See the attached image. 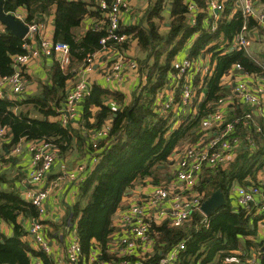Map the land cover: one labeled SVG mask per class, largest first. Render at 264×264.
Returning <instances> with one entry per match:
<instances>
[{
  "label": "trees",
  "instance_id": "trees-1",
  "mask_svg": "<svg viewBox=\"0 0 264 264\" xmlns=\"http://www.w3.org/2000/svg\"><path fill=\"white\" fill-rule=\"evenodd\" d=\"M106 1L109 4L113 2ZM190 1L192 0H153L143 20L119 28L118 32L129 35V38L123 42L109 40L107 45L125 52L132 40L137 38L138 45L146 53V57L139 59L138 64L140 72L147 75V82L128 104L120 90L114 91L97 83L92 84L90 95L81 103V111L79 106L81 128L75 130L71 128L70 122L66 125L61 118H53L62 115L65 109L61 108L66 105L67 93L72 89L66 92L65 87L72 77L73 67L84 64L89 55L103 47L101 39L107 36L109 27L105 10L101 9L98 0H2V8L6 13L25 9L27 22H43L52 15L54 40L66 42L70 46V66L63 69L56 62L50 73V83L43 84L38 95L26 99L0 97V128H7V136L11 135V138L8 137L10 140L7 143V155L23 139H46L59 146L60 155L76 146L81 152L85 150L98 158L96 166L92 171H87L85 180L78 186V202L69 207L73 219H78L77 237L81 246L79 264L88 261L93 252L98 254L99 259L119 260L115 248L117 229L113 219L122 206L125 194L135 183L144 182L147 178L161 184V173L166 168L169 170L165 178L170 175L175 180L173 153L178 148L182 149V143L189 138L192 139L191 143L202 139L204 133L199 137L193 129L201 126L202 120L213 111L215 103L225 96L226 89L221 84L223 76L234 69L236 64H240L245 73L264 75V65L246 51L221 53L220 42L231 41L244 23L238 11L229 18L236 6V0L225 3V11L217 20L215 31L211 30V24H203V20L207 18L204 13H199L196 24L191 25L188 6ZM194 1L199 7L205 6L201 0ZM258 1V4L264 5V0ZM90 6L93 7L92 10ZM164 11L169 15V28L163 33L160 31V22H166ZM87 13L96 18V21L86 33L78 35L76 29ZM100 21L101 28H95V24ZM208 21L212 23L214 17L208 18ZM248 26L255 30L258 22L251 18ZM196 32L199 37L190 55H198L203 49L212 51L214 67L212 73L203 79L207 95L200 104L199 112L185 119L188 124L173 129L174 114L163 116L158 112L156 95L169 83L171 64L177 53ZM258 32L264 35L263 30L258 29ZM22 43L23 39L7 27L0 32V76H9L14 72L12 58L24 52ZM199 81L201 78L198 76L195 83ZM179 95L180 93L177 94L176 103L180 105L183 101ZM109 100H114L119 109L113 110L112 104L106 103ZM16 108L21 110L16 111ZM94 108H97L95 113ZM236 119L239 118H231L228 122H235ZM245 120L244 117L235 122L234 134L245 141L242 149L233 156L229 166L204 168V177L196 188L204 200L217 189H222L227 204L210 216L197 209L183 226H173L169 221L153 223V252L144 259L137 250L133 256H129L128 264H160V260L182 241L186 243V248L171 264H197L199 259L205 264L212 262L215 255L222 250L223 256H231V250L238 249L241 245L239 236L255 233V224L252 222L253 219L258 221L259 216L252 217L247 214V208L240 204L238 214L228 211V193L234 181L246 184L248 175L255 174L264 159V131H256L252 121ZM228 122H224L223 127ZM259 123L262 124V121L259 120ZM107 125L110 126L109 133L99 138L98 132ZM262 126L264 127L263 124ZM92 134L96 139L91 137ZM249 135L256 141L255 147L247 142ZM1 179L0 176V182ZM248 215L253 219L250 220ZM0 217L14 231L12 236H6L0 231V264H32L36 257L43 264H59L53 254L36 249L23 240L27 231L19 218L33 217L43 220L36 206L26 200L17 188L11 186L5 189L0 186ZM245 257L251 255H243L240 264L245 263ZM258 259L264 264V253ZM66 262L71 264L67 257Z\"/></svg>",
  "mask_w": 264,
  "mask_h": 264
},
{
  "label": "built area",
  "instance_id": "built-area-1",
  "mask_svg": "<svg viewBox=\"0 0 264 264\" xmlns=\"http://www.w3.org/2000/svg\"><path fill=\"white\" fill-rule=\"evenodd\" d=\"M201 1L204 2V7H199L194 0L188 3L191 25L196 24L199 13L208 11L214 17L211 30L215 31L218 26L217 20L225 11L227 0ZM98 2L101 9L105 10V16L109 20L107 36L101 39L102 49L86 58L85 63L77 72L78 80L67 93L66 106L60 117L66 125L80 115L79 105L91 93L92 83L89 74L95 69L96 61L105 53L115 52L114 47L108 46L107 42L109 40L123 42L129 38V35L120 34L118 31L122 26L123 13L130 7V0H113L112 4H109L106 0H98ZM237 11L241 13L244 19L243 26L231 41L221 45V53L233 50H244L250 53L249 47L255 41L256 34L259 35L258 29L264 31V11L257 7L256 0H236V8L230 15L233 16ZM8 13L23 21L28 27V32L22 38L24 52L16 54L12 58L14 72L9 76H0V97L17 99V97L23 96L27 90L26 74L32 63L42 57H54L61 68L67 69L72 58L68 43L56 41L47 36L45 22H27L26 10L22 8ZM251 18L256 19L258 22V28L255 30L250 29L248 26V21ZM101 22H97L94 27L101 28ZM171 67L169 83L161 88L156 95L157 110L163 116L169 114V111L175 105L187 106V104L192 103L198 89H201L199 83H195L197 77L199 76L203 83V79L212 72L211 66L204 61L201 53L198 55L189 54L182 60H173ZM100 68V74L107 84L106 87L114 91H119L127 75L133 72L147 79V75L140 72L138 62L125 56H120L119 59L114 61H107ZM235 73H239L237 78L234 76ZM228 74L233 75L237 80L235 91L244 101L253 105L254 108L262 107L264 103V84L260 82H264V75L258 74L261 78L260 81L255 79V84L250 85L246 78H256L257 74L245 73L240 64H236ZM141 89L142 86L137 90L141 91ZM178 93H180L179 96L183 101L180 105L176 103ZM229 97L230 99L220 98L215 103L213 111L202 120L201 128L205 131L202 139L195 143H189L175 154L173 159L175 161L174 176H176V181L155 185L149 192L145 202L132 204L129 209L120 215L117 222L123 233L115 242L116 254L119 260L99 259L98 254L93 252L88 258L89 264H128L129 256H133L137 250L140 252L139 256L145 259L154 250V242L151 236L153 223L161 224L164 221H169L173 226H183L190 220L193 211L201 210L204 199L196 188L204 177V168L225 165L245 143L244 139L234 134L235 122H239L240 118L236 119L235 122L226 123V126L223 127L225 122L223 106L233 100V96ZM244 117L245 122L251 120L254 128L257 131L261 130L252 113H246ZM109 131L110 126L107 125L98 132V137L106 136ZM5 136L6 129L0 128V137ZM246 140L252 147H255V140L252 135H249ZM94 146L97 145L94 144ZM23 153H29L32 157L28 180L29 186L23 191V195L26 200L36 206L39 215L43 218L47 213L46 200L49 198L50 193L65 179L79 186L86 178V175H84L86 166L82 164L74 171L65 170L57 181H52L50 186L45 187L43 185L47 175L60 156L59 146L46 139H23L12 148L8 156H18ZM93 160L94 164L98 162L97 157H93ZM2 168L3 163L0 161V172ZM238 193L239 204L247 208L254 201L255 196L261 193V189L259 185H252L248 188L240 187ZM258 213H264V204L260 207ZM1 222H4V220L0 217ZM44 223V221L34 219L30 224L29 233L34 239L36 249L54 255L53 240L48 236L47 226ZM185 248L186 243L184 241L175 245L160 260V264L173 263ZM80 253L81 246L76 234L68 247V261L71 264H79L81 261ZM263 253L264 251L254 253L247 264H261L258 258ZM58 262L62 264V260H58ZM32 264L43 263L40 258L36 257L33 259Z\"/></svg>",
  "mask_w": 264,
  "mask_h": 264
},
{
  "label": "crops",
  "instance_id": "crops-1",
  "mask_svg": "<svg viewBox=\"0 0 264 264\" xmlns=\"http://www.w3.org/2000/svg\"><path fill=\"white\" fill-rule=\"evenodd\" d=\"M153 0H130V7L127 11L123 13V18L121 20V24L123 26H128L133 23H139L140 20H143L148 12V9L151 5ZM230 0H227V4ZM258 0H256L257 7L259 9H264L263 4H258ZM92 6H90V9L92 10ZM236 6L234 7V9ZM233 9V11H234ZM204 14L207 15V18L203 20V24L205 26L210 25L211 23L208 21V18L212 17V14L208 11H204ZM163 15L165 17V23L163 22V25L160 26L161 32L168 31V12L164 11ZM214 16V14H213ZM232 16L229 15V18ZM96 21V18H93L90 16V14H86L83 18L80 26L76 29V32L78 35H83L86 33L93 25V23ZM46 24L45 33L50 38L54 39V19L53 16L46 17V19L43 21ZM146 24V23H145ZM6 28L5 24L0 22V32L3 31ZM199 33H194L193 37L190 38L185 46L179 50L177 53V56L174 60H182L186 58L191 52V49L193 48L195 41L198 39ZM228 43L226 40H222L220 42L221 45ZM210 45H213L212 43ZM208 48V47H207ZM115 52L108 53L105 55L100 56V59L96 61L95 69L92 70L89 74L90 81L92 84H100L102 87L106 88L107 84L105 83L104 79L102 78L100 74V67L103 66L105 62L114 61L116 59H119L120 56H125L128 59H132L138 62L139 59H144L146 57V53L143 52V50L138 45L137 38H134L131 42V45L128 50L125 52L115 49ZM249 54L253 56L256 60L261 62L264 65V35H258L256 34L255 41L251 44L249 47ZM202 58L204 61L211 66V70H213L214 67V55L212 51H206V49H203L202 52ZM56 63V60L54 57H42L40 60L32 63L29 66L28 73L26 74L27 77V90L24 93L23 96L17 97L18 99L23 98H29L31 96H36L40 93L41 86L45 83H50V73L52 70L53 65ZM83 66H75L73 67V74L72 77L69 78L67 81L65 90L66 92L74 87L76 81L78 80L77 72L80 70V68ZM236 71V70H235ZM212 73V72H211ZM240 73V72H239ZM235 73V77L239 75ZM171 74V73H170ZM169 74V75H170ZM257 74V73H255ZM144 75V74H143ZM233 75L226 74L223 76L221 80V84L226 89L225 96L227 99H230L229 96H233V100L231 102L227 103L225 106H223V110L225 111V122L230 121L231 118H242L246 113H252L253 118L259 123V120L262 121V124L264 125V108L260 107H253L250 103L244 101L241 96L236 93L234 84L236 83V79ZM255 79L260 81V76L257 74L255 77H249L246 78V80L249 82L250 85L255 84ZM147 79L136 75L134 72L130 75H127V77L124 80V83L122 85V88L120 89V92L123 93L124 99L126 103H130L133 99L134 94L138 91L137 89L143 86V84H146ZM201 86V89H198V93L196 97L193 99L192 103H189L188 106H177L175 105L174 108H172L169 111V114L173 113L175 117V121L173 122V129H176L180 127L182 124H188L186 123L185 119L190 115H195L199 112L200 104L204 101L207 95L206 87L202 85L203 83L201 81L198 82ZM261 84H264L263 81L260 82ZM82 103V102H81ZM80 103V111L82 110V106ZM106 103H110L113 106V110H118L119 106L115 103L114 100H109ZM212 104V103H211ZM209 104V106L211 105ZM264 106V103L262 104ZM65 104L63 105V108H65ZM16 111H20V108H16ZM97 111V108L93 109V113ZM168 114V115H169ZM240 116V117H238ZM61 117L54 116V120H58ZM80 115L70 121L71 128L75 130H79L81 128ZM262 124L259 123L261 130L258 132H263L264 127ZM84 130V129H83ZM204 130L201 128V126H197L193 129L194 133H197L199 137L202 136V133ZM257 131V130H256ZM8 129L6 128V136L0 137V161L3 163V168L0 172L1 182L0 186L2 188H10L11 186L17 188L20 190L21 194L23 195V191L29 186V173H30V165L32 157L29 153H23L18 156H8V148L7 143L11 138V135L9 134L7 136ZM87 133V132H86ZM210 134V133H209ZM9 137V138H8ZM91 137H94L96 139V136L94 134L91 135ZM195 138V135H194ZM192 139L185 140L181 147H185V143H191ZM256 142V141H255ZM188 143V144H189ZM187 144V145H188ZM256 145V143H255ZM180 148L176 149L175 153H173V157H175V154L178 152ZM242 149V148H241ZM239 149L236 151L235 155L239 153L241 150ZM234 155V156H235ZM93 155L91 153H86L85 150L81 152L79 150V147H74L70 150H68L64 155H60L56 162L53 165L52 170L47 175V178L44 182L43 186H50L52 181H57L58 178L63 175L64 171H74L77 169L79 165H85L86 170L84 171V175H87V171L90 172L92 169L96 166L94 164ZM13 159V160H12ZM230 162V161H229ZM227 162L225 165L230 164ZM229 166V165H228ZM165 170V171H164ZM161 173V176L163 177L162 182H175L176 180H172V176L167 175L165 178V174L168 172L167 169H164ZM169 176V177H168ZM246 184H241L238 181H234V183L231 186V189L228 193V199L230 201V208H228L229 212L232 213H239V202H238V189L240 187H250L253 184H258L261 189V193L255 196V199L253 202L250 203V205L247 207V214H251V216H259L258 221H254V219L250 216V220L253 219V224H255V233L253 235H241L239 236L241 245L238 247V249L231 250L232 255L231 256H223L221 252H224L222 250L221 252L217 253L215 257L213 258L212 262H208L205 264H240L241 260L240 258L243 257V255L248 256L249 254L252 255L256 252H263L264 251V213H258L260 211V207L264 204V159L263 164L258 168V170L255 172V174H249L246 179ZM157 185L155 181H153L151 178H147L143 184H137L135 183L129 191L125 194V197L123 198L122 206L116 211L113 219V224L116 227V237L118 238L123 233V230L121 227L118 226V219L120 218V215L130 208L132 204L139 203V202H145L147 199V196L151 189ZM24 197V195H23ZM79 195H78V185L76 183H73L67 179L63 180L59 186L55 188L50 193L49 198L46 200V210L47 213L42 218L45 222L44 224L47 226V233L51 240H53V247H54V256L58 260H62V264H67L66 257L68 252V247L70 245L71 240L74 238V236L77 234V221L78 219L74 218L71 212H69V207L74 206L77 202ZM227 204V203H226ZM225 206V205H224ZM222 206V207H224ZM222 207L215 210L218 212ZM211 213V214H213ZM210 214V215H211ZM206 215V214H205ZM208 215V216H210ZM37 218H19V221L25 225L27 234L24 236L23 240L29 242L32 247L35 248V242L33 237L29 233V227L32 221ZM0 231L4 233L6 236H12L14 231L13 227L7 223V222H1L0 223ZM248 241H252L251 243H248ZM250 245H258V247H249ZM248 248H250L248 250ZM251 252V253H250ZM242 255V256H241ZM251 257H245V263L247 264L248 260ZM83 264H89L87 260L84 261ZM197 264H202V259H199L197 261Z\"/></svg>",
  "mask_w": 264,
  "mask_h": 264
},
{
  "label": "water",
  "instance_id": "water-1",
  "mask_svg": "<svg viewBox=\"0 0 264 264\" xmlns=\"http://www.w3.org/2000/svg\"><path fill=\"white\" fill-rule=\"evenodd\" d=\"M0 22L5 24V26L15 35L23 38L28 32V27L26 24L17 19L13 14L6 13L2 8V0H0ZM242 73V72H241ZM236 83L234 84V86ZM227 199L225 197L222 189H217L208 198H206L201 206V210L207 216L213 213L218 208L226 205Z\"/></svg>",
  "mask_w": 264,
  "mask_h": 264
},
{
  "label": "rangeland",
  "instance_id": "rangeland-1",
  "mask_svg": "<svg viewBox=\"0 0 264 264\" xmlns=\"http://www.w3.org/2000/svg\"><path fill=\"white\" fill-rule=\"evenodd\" d=\"M162 25H163V21L160 22V26H162ZM188 143H189V142H188ZM188 143H185V145H187ZM166 169H167V171L169 170V168H166ZM164 171H165V170H164ZM164 171H163V172H164ZM144 182H145V181H144ZM140 183L143 184V182H138L137 184H140ZM161 184H165V182H162ZM166 186H168V185H166Z\"/></svg>",
  "mask_w": 264,
  "mask_h": 264
}]
</instances>
